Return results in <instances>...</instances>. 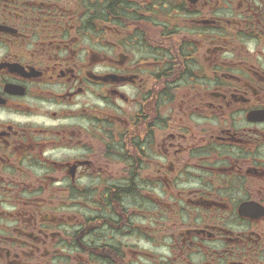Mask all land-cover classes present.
Returning <instances> with one entry per match:
<instances>
[{"label":"flooded vegetation","instance_id":"obj_1","mask_svg":"<svg viewBox=\"0 0 264 264\" xmlns=\"http://www.w3.org/2000/svg\"><path fill=\"white\" fill-rule=\"evenodd\" d=\"M0 264H264V0H0Z\"/></svg>","mask_w":264,"mask_h":264}]
</instances>
